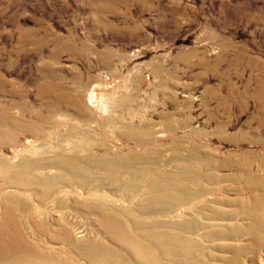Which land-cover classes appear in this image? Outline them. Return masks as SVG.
<instances>
[{"label":"rangeland","instance_id":"obj_1","mask_svg":"<svg viewBox=\"0 0 264 264\" xmlns=\"http://www.w3.org/2000/svg\"><path fill=\"white\" fill-rule=\"evenodd\" d=\"M48 105L60 108V120L45 123L43 148L78 146L81 157L130 162L125 179L120 168L94 173L110 206L137 205L134 196L116 199L120 188L183 170L194 150L197 177L178 184L199 199L173 207L164 222H197L189 235L205 247L199 264L235 256L218 246L225 243L244 248L241 264H264V226L259 240L249 230L256 203L264 214V0H0V114L36 123ZM17 138L18 148L32 139ZM2 148L19 161L11 145ZM71 203L59 211L71 229L111 244L88 209ZM224 227L238 228L239 239L202 238Z\"/></svg>","mask_w":264,"mask_h":264},{"label":"bare ground","instance_id":"obj_2","mask_svg":"<svg viewBox=\"0 0 264 264\" xmlns=\"http://www.w3.org/2000/svg\"><path fill=\"white\" fill-rule=\"evenodd\" d=\"M40 87L42 95L47 94ZM89 100L93 101V96ZM48 110L47 115H35L36 123L27 119H11L7 110L0 114V264H125V261L131 264H168L167 260L172 264H199L197 256L205 247L189 235V231L197 229V222L163 220L165 213L172 211L173 207L199 199V196L193 198L194 194L191 196L188 187L179 185H184L186 178L197 177L194 150L184 157L183 170L162 169L156 172L159 176L151 177L149 182L146 178L132 180L124 188H120V181H112L121 189L116 199L133 202L131 198L134 196L140 198V203H111L110 206L109 201L104 200L109 193L105 182L98 183L100 178H96L94 173L107 175L120 168L118 175L125 179V170L130 162L111 155L81 157L78 146L71 148L58 144L59 147L43 148L46 143L40 140L46 131L45 123L60 120L58 106L48 105ZM20 134L32 137L24 148H18L17 136ZM7 144L21 155L19 161L6 160L1 150ZM44 151L49 154L29 157L30 152ZM208 164L215 165L211 159H208ZM146 188L142 197H138L137 194ZM70 202L71 206L87 208L89 215L96 219L99 234H108L112 243L85 236V230L80 228L71 229L66 213L59 214L60 209ZM134 209H141V212ZM53 210L59 215L50 219L55 216ZM180 212L182 208L177 213ZM221 214L218 212L215 217H223ZM250 214L255 225L249 230L259 240L264 226V214L259 203L254 205ZM123 215L135 217V220L124 224ZM229 215L236 218L234 213ZM53 223L58 227L51 226ZM204 235L205 241L214 242L239 239L241 232L235 227H224ZM113 239L125 247H114ZM218 246L235 252V256L228 258L225 264H241L242 246L227 243ZM209 252L214 253L207 247L204 255L211 256Z\"/></svg>","mask_w":264,"mask_h":264}]
</instances>
